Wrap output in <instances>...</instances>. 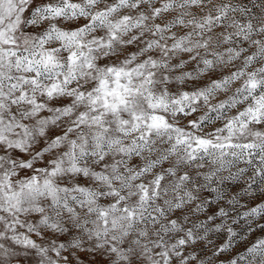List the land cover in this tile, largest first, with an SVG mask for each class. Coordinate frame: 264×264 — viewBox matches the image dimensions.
Returning <instances> with one entry per match:
<instances>
[{
	"label": "snow or ice",
	"instance_id": "6c2138e0",
	"mask_svg": "<svg viewBox=\"0 0 264 264\" xmlns=\"http://www.w3.org/2000/svg\"><path fill=\"white\" fill-rule=\"evenodd\" d=\"M0 264H264V0H0Z\"/></svg>",
	"mask_w": 264,
	"mask_h": 264
}]
</instances>
